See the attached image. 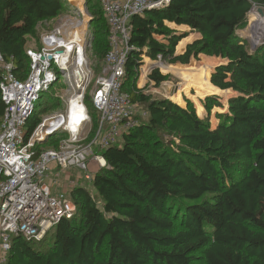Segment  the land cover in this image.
Returning a JSON list of instances; mask_svg holds the SVG:
<instances>
[{"label": "trees", "instance_id": "obj_1", "mask_svg": "<svg viewBox=\"0 0 264 264\" xmlns=\"http://www.w3.org/2000/svg\"><path fill=\"white\" fill-rule=\"evenodd\" d=\"M254 4L264 0H170L132 20L135 50L123 91L147 117L101 152L107 167L90 182L100 200L83 185L72 188L73 218L42 241L14 237L6 264H195L198 255L202 264H264V47L251 53L239 34ZM89 5L91 27L105 23L90 45L105 63L109 27L101 6L91 12ZM68 10L66 0H0V51L20 80L30 71L28 37L41 48L39 25ZM145 59L180 65L163 68L201 78L208 93L228 92L226 112L212 125L191 101L145 94L136 84ZM167 80L160 69L149 74L156 88ZM46 98L26 126L27 140L51 107ZM210 105L223 107L214 96L208 112ZM5 110L0 91V121ZM97 127L98 119L88 141ZM64 137L36 149L58 148Z\"/></svg>", "mask_w": 264, "mask_h": 264}, {"label": "built area", "instance_id": "obj_2", "mask_svg": "<svg viewBox=\"0 0 264 264\" xmlns=\"http://www.w3.org/2000/svg\"><path fill=\"white\" fill-rule=\"evenodd\" d=\"M98 1L109 27L110 50L95 81L92 106L98 115V127L91 141L80 131L88 120L83 102L85 117L77 123L78 130L70 128L69 108L66 115L45 119L28 140L26 131L41 96L49 92L58 72L64 71L79 88L93 82L85 52L89 41L85 31L92 21L86 0H66L67 14L41 36V48L27 50L30 71L25 80L15 75L13 63L6 62L0 51V91L6 106L0 121V264H6L14 237L42 241L62 220L73 218L77 208L70 190L60 187L62 175L76 170L80 173L76 182H92L95 174L107 167L101 152L121 143L124 134L140 123L139 106L123 91L128 58L135 50L131 45L132 20L170 0ZM257 6L253 5L251 16L257 14ZM244 34L247 39L258 31ZM79 61L83 64L81 84L76 79ZM59 134L65 137L58 148L37 151L36 140ZM74 182L71 189L76 187Z\"/></svg>", "mask_w": 264, "mask_h": 264}, {"label": "rangeland", "instance_id": "obj_3", "mask_svg": "<svg viewBox=\"0 0 264 264\" xmlns=\"http://www.w3.org/2000/svg\"><path fill=\"white\" fill-rule=\"evenodd\" d=\"M87 3H90L89 8L90 11L93 12L94 10L96 11H100V6L98 4L97 0H86ZM264 4H260L257 6V10L255 13L259 14V10H262L264 13V8H263ZM67 12L62 13L61 16L66 15ZM251 16V14H250ZM262 16V15H261ZM252 19L254 20H250L248 22V25L246 28H244L239 34L242 35L241 37L244 38V33L246 30H249L252 27L253 22L257 19V17L254 15L255 18H253V16H251ZM58 20V18H57ZM58 24V22L53 23L52 25L50 24H45L43 27L40 26V31L38 36L41 38V36L49 31H51L54 26H56ZM100 27H105V23L104 21H102L99 26L98 23L96 25H93V27H91V25L88 26L87 30L85 31V35L87 37V39H89V41L86 43V45H88L85 48V52L87 53L89 59H88V69L91 70V72L93 73V82L90 86H81L80 88L77 87L73 81H69L66 75H63L64 71L62 72H58L54 82L52 84V87L49 89V92L46 93L47 96V100L50 103L51 107L44 111L41 114L42 117V122L45 119H56L61 115H66L69 111L70 108V102L72 103V101L74 100V98L76 96L81 95L82 96V102L84 104V106L86 107V111H87V121L82 125L81 127V135L82 137H91L94 134V129H95V123L98 119V115L97 113L94 111L93 106H92V96H93V92L95 89V81L96 78L102 73L104 67H105V63L101 62L98 60L96 54L94 52H92L90 45L93 41V36L95 35V30H100ZM249 27V28H248ZM178 31V30H177ZM242 33V34H241ZM191 36V35H188ZM191 39V38H190ZM246 39V38H244ZM255 37H248L246 40L249 43V49L251 52V40L252 42L255 41ZM162 40V39H161ZM37 46H39L40 41H36ZM42 46V44L40 45ZM39 49V48H38ZM93 53V54H91ZM194 62V61H193ZM213 63V62H212ZM82 63L79 61L78 62V66L81 65ZM83 65V64H82ZM195 64L191 65L194 66ZM212 66V65H211ZM159 68L160 71L163 74L168 75V80L162 84L160 87L156 88L154 86V84H152L149 81V73L153 70V68ZM165 67H180V65H170L167 63H161V62H152L148 59L144 60V66L142 68V70L140 71L138 78H137V88L139 90H143L145 94L147 95H152L154 98L156 99H160V98H168L171 100H174L176 98V100L179 98H181V104L186 106L187 103L186 101H191L200 117L202 118H206L210 115L211 117V123L212 125H214L215 121H216V115L218 112H225V108L227 105V101L228 99L226 98V94L224 95H217V94H211L208 93V91H205V87L203 88L204 85H202L203 83H200L201 80L199 78L195 79H189V78H184L182 76H178L176 74H174L173 72L169 71V70H165ZM182 67V66H181ZM144 68H147V71L144 70ZM215 69V68H214ZM214 69L211 71L210 73V79H211V75L214 71ZM198 72V70L196 71V73ZM189 84L195 86L192 89L187 90V86H189ZM201 87V88H200ZM187 90V91H185ZM200 93H202V96L200 95ZM209 96H214L217 97L218 99L221 100L223 107L222 108H217L215 106H209L211 107L210 111H207V108H205L206 106V102L207 99L209 98ZM88 101V103H87ZM199 102V103H198ZM199 106L201 107V109H199ZM209 113V114H208ZM147 113L143 108H139L138 109V117H141V119H145L147 117ZM61 179H63V175L61 177ZM81 185L85 186L98 200L99 197L96 196V191L93 187V184L90 183H82ZM57 187L53 188V193L56 191ZM60 190V187L58 188L57 191ZM55 194V193H54ZM199 259L195 262V264H202V258L200 255H198Z\"/></svg>", "mask_w": 264, "mask_h": 264}, {"label": "bare ground", "instance_id": "obj_4", "mask_svg": "<svg viewBox=\"0 0 264 264\" xmlns=\"http://www.w3.org/2000/svg\"><path fill=\"white\" fill-rule=\"evenodd\" d=\"M257 17V19L253 22L252 27L247 30L245 33H250V32H256L258 31V34L253 35L255 38H259L262 35H264V16L258 15V14H253ZM254 20V19H252ZM79 70H83V65H79ZM82 96H76L74 100L71 103L70 107V112L68 113V119H69V125L71 126L70 128L73 129L74 131L78 130L79 125L77 123H80L81 119H84L85 117V110L84 107L81 105L82 102Z\"/></svg>", "mask_w": 264, "mask_h": 264}, {"label": "crops", "instance_id": "obj_5", "mask_svg": "<svg viewBox=\"0 0 264 264\" xmlns=\"http://www.w3.org/2000/svg\"><path fill=\"white\" fill-rule=\"evenodd\" d=\"M57 22V19H54L50 22H42L39 27H38V32L40 31V26H44L45 24H50L52 25L53 23H56ZM166 25L169 26L170 28L174 29V30H178V27L177 25H174V24H170L168 22H166ZM175 26V27H174ZM191 35H194V34H191ZM189 37L191 36H188L187 38H185L183 41L187 40ZM199 38V35H197V39ZM196 40V39H195ZM182 41V42H183ZM194 41V40H193ZM181 42V43H182ZM189 44V43H188ZM187 44V45H188ZM184 47V50L186 49V46ZM180 46V45H179ZM28 48L29 49H37V45H36V41L32 38V37H28ZM179 48V47H178ZM183 50V51H184ZM179 50L177 49V54H179ZM207 58V57H205ZM209 59H214V58H209ZM153 62V61H152ZM193 64H197L196 62H192L189 66L193 65ZM159 69V68H157ZM142 70V69H141ZM140 70V71H141ZM150 74V73H149ZM153 84V83H152ZM164 84V83H163ZM228 93V92H227ZM166 99H168L166 97ZM221 101V100H220ZM225 112H226V109H225ZM80 176V173L76 170H71V171H68L66 174L63 175V179H61V185L60 187L62 188H66L67 190H71V183L74 182L72 185H75V186H78V185H81L83 182L86 183L85 181H82L80 180L79 182H76V179Z\"/></svg>", "mask_w": 264, "mask_h": 264}, {"label": "water", "instance_id": "obj_6", "mask_svg": "<svg viewBox=\"0 0 264 264\" xmlns=\"http://www.w3.org/2000/svg\"><path fill=\"white\" fill-rule=\"evenodd\" d=\"M259 14L264 16V13L262 10H259ZM251 19H252V17L250 16L248 19V22ZM89 25H91V22L89 23ZM250 42H251V53H256L257 51L261 50L264 47V35H262L259 38H256L254 42H252V40ZM60 54H62V52H60ZM154 69H157V67L153 68V70ZM64 74H65V72L63 73V75ZM76 74H77V78H76L77 82L79 84L83 83V76H82L81 71L77 70ZM47 141H48V138H45V139H41V140H36V143L41 144V145H45L47 143Z\"/></svg>", "mask_w": 264, "mask_h": 264}]
</instances>
